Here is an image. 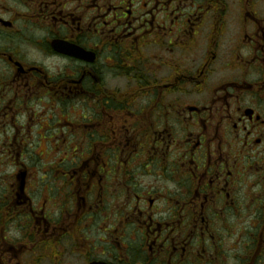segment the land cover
I'll return each mask as SVG.
<instances>
[{"label": "flooded vegetation", "instance_id": "flooded-vegetation-1", "mask_svg": "<svg viewBox=\"0 0 264 264\" xmlns=\"http://www.w3.org/2000/svg\"><path fill=\"white\" fill-rule=\"evenodd\" d=\"M0 264H264V0H0Z\"/></svg>", "mask_w": 264, "mask_h": 264}, {"label": "rangeland", "instance_id": "rangeland-1", "mask_svg": "<svg viewBox=\"0 0 264 264\" xmlns=\"http://www.w3.org/2000/svg\"><path fill=\"white\" fill-rule=\"evenodd\" d=\"M70 128V127H69ZM72 129V128H70ZM66 137L67 139H69V136L72 137L71 140L73 143L82 144L83 141V137L76 133H66ZM43 142H46V140H44ZM31 159L32 160H40L41 158H43V160H54L59 158L60 156H57L56 153L54 152V150H46V147L44 145H42L40 148H37L36 150H31ZM69 156L71 157V159H73L74 157H76V155L69 153ZM35 163L32 164L31 166V174L33 176V180L37 181L39 180V182H41L40 177L42 178V176L40 175L41 171L39 170L40 166L38 165H34ZM6 170H8V172L11 170V167H8ZM40 176V177H39Z\"/></svg>", "mask_w": 264, "mask_h": 264}]
</instances>
